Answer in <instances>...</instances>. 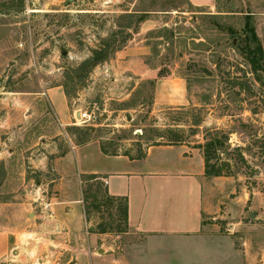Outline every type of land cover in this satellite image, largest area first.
I'll return each mask as SVG.
<instances>
[{
	"label": "crops",
	"instance_id": "crops-1",
	"mask_svg": "<svg viewBox=\"0 0 264 264\" xmlns=\"http://www.w3.org/2000/svg\"><path fill=\"white\" fill-rule=\"evenodd\" d=\"M186 1L196 9L212 11L217 6V0ZM79 2L90 4L73 1L66 11L112 12L103 8L112 0H102L100 10L79 8ZM121 5L113 10L121 17L148 15L137 29L128 27L127 45L96 65L88 91L104 83L102 87L109 85L108 99L127 100L142 81L155 80L158 92H168L162 102H178L184 95L183 78L160 77L162 66L149 61L152 48L147 34L168 23L151 16L158 11L134 9L135 1ZM84 55L86 59L91 53ZM74 56L83 58L81 53ZM73 103L76 100H70L61 83L18 92L0 86V264H34L35 256L40 264L264 263V250L254 252L264 245L258 227H241L244 236L239 239L233 229L216 222L224 218L220 205H232L229 194L236 189L230 187L228 176L205 175L202 148L194 143L152 145L138 159L108 155L99 140L77 145L67 131L75 119ZM62 134L68 143L61 152ZM89 173L100 175L110 194L128 198V233L142 240H131L123 254H116L115 245L103 244L104 250L97 248L99 258L92 249L97 238L109 234L91 231L94 224L86 219L82 175ZM219 183L226 186L218 187ZM250 199L263 203L262 192L244 193L242 200Z\"/></svg>",
	"mask_w": 264,
	"mask_h": 264
},
{
	"label": "rangeland",
	"instance_id": "rangeland-1",
	"mask_svg": "<svg viewBox=\"0 0 264 264\" xmlns=\"http://www.w3.org/2000/svg\"><path fill=\"white\" fill-rule=\"evenodd\" d=\"M85 1L90 4L79 2V8L102 9V0ZM134 1V9L158 11L151 16L169 25L148 32L149 61L161 65L164 76L183 78L184 95H179L178 102H162L168 92H158L155 80L142 81L127 100L108 99L109 85L102 87V83L88 91L93 86V70L82 78L74 72L104 39L111 43L109 55L130 42L128 27L138 28L140 14L121 17L113 10ZM66 5V0H26L21 13H0V86L16 92L36 91L67 82L70 100H76L72 110L83 108L97 117V123H78L73 118L71 127L95 125L92 141L109 139L110 149H131L133 155L148 148L152 143L148 137L156 129H179L194 144L217 134L226 141L219 161L232 163L233 174L228 177L236 190L229 194L232 205H220L219 214L224 218L216 222L233 229L239 239L244 236L241 227H258V235L264 239V68L255 71L251 65L248 49L254 43L247 28L249 22L264 47V0H217L212 11L196 9L186 0H112L104 4V9L112 10L105 14L68 12ZM56 8L63 11H42ZM88 52L90 57L84 59ZM75 140L78 145L80 136ZM58 142L62 152L67 136L62 134ZM221 186L226 185L219 183ZM249 190H260L263 203L244 202L242 197ZM96 221L99 216L94 213L92 223ZM129 231L97 238L92 247L97 257L102 255L97 248L103 244L115 245L116 254H123L131 240H142V236L134 240ZM260 250L264 245L254 248V252ZM33 263L40 264L36 256Z\"/></svg>",
	"mask_w": 264,
	"mask_h": 264
},
{
	"label": "trees",
	"instance_id": "trees-1",
	"mask_svg": "<svg viewBox=\"0 0 264 264\" xmlns=\"http://www.w3.org/2000/svg\"><path fill=\"white\" fill-rule=\"evenodd\" d=\"M67 3H70L67 1ZM26 9V0H3L0 3V13L6 12L7 14H19ZM147 13H140L138 23L146 19ZM132 15H125L122 17H131ZM247 28L252 34L254 45L249 47L248 52L250 55V62L255 71L264 68V47L259 42V38L255 33V30L251 27L249 22ZM111 45L108 39H104L99 47L92 50V56L78 65L75 69L77 77L88 76L89 73L99 63L107 60L111 57L108 52V48ZM70 80L72 75L66 74ZM160 76L165 74L160 71ZM154 84V81H151ZM67 96L70 98V92L66 89L67 82L63 83ZM7 90V89H6ZM12 91V90H8ZM95 125H84V126H69L67 128L68 133L74 136H80L78 145H82L92 141L91 132L96 129ZM155 130V129H154ZM196 132V130H193ZM149 139L152 143L148 145H177L183 143H192L184 138L179 129L169 127L164 131L156 129V132L149 135ZM76 141V140H75ZM225 139L219 137L217 134L207 137L205 143H197L196 147L202 148L205 157V175L209 177L213 176H230L232 172V163L229 161H219L220 150L225 145ZM100 145L102 151L108 155H127L130 158H142L145 156V150L138 149L137 155H133L131 149H110L112 142L109 139H101ZM63 154V153H62ZM83 182V200L85 205V214L88 222H93V214L97 213L99 221H96L94 227L90 230L101 234H124L129 230V209H128V198L126 196L112 195L108 191L106 183L103 181L100 175L89 173L82 175Z\"/></svg>",
	"mask_w": 264,
	"mask_h": 264
},
{
	"label": "built area",
	"instance_id": "built-area-1",
	"mask_svg": "<svg viewBox=\"0 0 264 264\" xmlns=\"http://www.w3.org/2000/svg\"><path fill=\"white\" fill-rule=\"evenodd\" d=\"M107 72V69H106ZM77 112H79V118L80 120L77 119ZM75 120L78 123H97V117L95 114L88 112L87 110L83 108H78V110H75ZM45 209L49 208V205H45Z\"/></svg>",
	"mask_w": 264,
	"mask_h": 264
},
{
	"label": "water",
	"instance_id": "water-1",
	"mask_svg": "<svg viewBox=\"0 0 264 264\" xmlns=\"http://www.w3.org/2000/svg\"><path fill=\"white\" fill-rule=\"evenodd\" d=\"M69 2H73V1H76V0H68ZM67 54V52L66 51H64L63 52V55H66ZM77 116L79 117V112H77Z\"/></svg>",
	"mask_w": 264,
	"mask_h": 264
}]
</instances>
